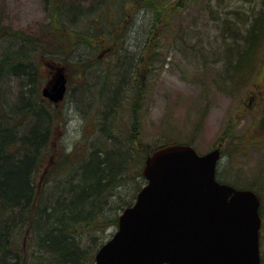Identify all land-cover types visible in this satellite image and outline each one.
Here are the masks:
<instances>
[{"label":"trees","instance_id":"1","mask_svg":"<svg viewBox=\"0 0 264 264\" xmlns=\"http://www.w3.org/2000/svg\"><path fill=\"white\" fill-rule=\"evenodd\" d=\"M163 1L166 2L95 0L90 6H82L81 1L77 0H47V7L51 5L54 10L41 30L28 35L0 29V38L10 36L18 41L12 49L0 48V88L5 71H13L15 79L29 85L26 90H21L16 100L10 101L0 94V264L92 262L95 252L104 241L91 253L85 242L88 237L86 232L101 228L104 222L109 225V221H113L118 225L117 214L110 220L105 215L107 199L116 195L122 179H139L137 191L144 185V159L160 144L150 148L139 142L135 127L128 130L124 128L120 121H114L112 115L115 112L112 111L103 113L101 134L92 142L94 148L89 150V154L86 153L87 156L80 145L72 150L68 145L63 147L58 139L59 125L52 129L56 105L42 94L44 79L40 65L41 57L45 60L49 55L53 59L62 58L64 65L71 63L77 66L81 57L74 58L68 49L81 40L90 48L107 47V51L110 49V54L117 55L119 59L123 55L122 46L126 40L123 33L115 37L114 34L119 26L124 27L129 16L127 10L137 7L139 12H149L155 26L160 23L163 28H167L172 20L166 17L171 7L166 8ZM188 1L192 0H175L172 4L182 6ZM240 20L244 24V33H240V27H237L238 34L234 37L238 42L228 44L226 52L230 60L228 66L238 73L261 44L264 7L250 22L242 18ZM81 22L86 25L79 38L71 32L73 24ZM223 24L226 28L232 27L228 20ZM113 37L118 44L115 43L112 49L107 41L113 40ZM26 44L32 48H27ZM30 50H38L39 57H29ZM160 54L163 57L161 66H164L166 54L163 51ZM64 56L69 59L72 56L71 62L64 61ZM141 56L139 53H129L122 65L119 64L122 71L125 68V75L117 74L106 91L108 109L119 104L120 96L125 93L122 89L127 84V71L131 67L134 72L137 71L139 63L144 61ZM11 97L16 98L14 94ZM51 186L55 189L51 190ZM134 198L126 200L122 210L131 205Z\"/></svg>","mask_w":264,"mask_h":264},{"label":"rangeland","instance_id":"2","mask_svg":"<svg viewBox=\"0 0 264 264\" xmlns=\"http://www.w3.org/2000/svg\"><path fill=\"white\" fill-rule=\"evenodd\" d=\"M77 1L90 6L92 0ZM174 1H163L166 8L171 7L166 17L172 20L167 28L159 23L149 33L148 28L154 18L149 12H139L136 7L127 10L129 16L124 27L119 26L115 32L114 37L123 33L128 52L140 50L143 55L144 61L139 63L135 75L131 68L127 75L132 85L138 87L140 83L145 91L140 96L142 107L136 118L132 107V88L125 90L120 99V103L122 98L125 103L122 108L118 106L112 118L120 121L127 130L134 126L139 142L150 148L167 140L188 142L201 153L209 152L216 146L222 147L224 156L218 167V178L243 187L251 186L261 195L260 250L264 264V35L241 72H235L228 66L230 60L226 56L228 44L238 42L234 37L238 34L237 27H240V33H244V24L240 23V19L250 22L263 9V0H192L182 6H173ZM46 3L47 0H0V29L34 34L47 25L54 10ZM227 20L231 29L223 24ZM5 37L0 38L2 50L12 49L18 44L15 38ZM114 37L107 41L111 48L118 44ZM122 37L119 38L120 43ZM161 51L166 54L164 66L160 63L163 58ZM110 53L107 47L97 49L94 53L97 60H94L93 54V62H113L117 57ZM77 56L78 52L74 54L75 58ZM61 59H53L49 55L45 60L41 57L43 86L52 77L49 63L60 65ZM67 67L69 92L57 105L59 110L66 112V124L58 127V139L63 147L68 145L72 150L80 145L82 152L89 154V150L94 148L92 142L102 130L103 123L100 125L96 121L104 114L97 106L95 108L87 102L85 87L79 92L80 96L84 95V100L79 98L81 104L73 100V88L80 81L79 70L71 63ZM122 73L125 75V68ZM1 81L2 96H7L8 85L14 95L17 94V79L13 71H5ZM91 92L95 97L101 94V88L95 86ZM121 131L125 133L123 129ZM138 180L133 177L121 180L116 195L111 196L106 204L108 220L115 214L119 216L125 201L134 198ZM50 189L55 188L51 186ZM109 222V225L104 222L101 228L86 232L88 237L85 242L91 253L116 230L117 224ZM87 264H95V257Z\"/></svg>","mask_w":264,"mask_h":264},{"label":"water","instance_id":"3","mask_svg":"<svg viewBox=\"0 0 264 264\" xmlns=\"http://www.w3.org/2000/svg\"><path fill=\"white\" fill-rule=\"evenodd\" d=\"M60 102L65 67L43 87ZM222 150L201 154L168 143L149 154L146 178L118 228L95 254V264H261L259 193L217 179Z\"/></svg>","mask_w":264,"mask_h":264},{"label":"bare ground","instance_id":"4","mask_svg":"<svg viewBox=\"0 0 264 264\" xmlns=\"http://www.w3.org/2000/svg\"><path fill=\"white\" fill-rule=\"evenodd\" d=\"M94 2H95V0H92L91 4ZM80 3H82L81 4L82 6L85 5L82 1ZM109 17H110V15H109ZM105 20H106V18H105ZM85 25H86V23H84V22H81L80 24L74 23L73 24V30H72L73 32H71V33H73V35H77V37L81 36L84 33L83 29H84ZM148 30H149V33H150V31L152 32L155 30L154 22L149 26ZM79 38H81V37H79ZM79 40H81V39H79ZM124 42L125 43L122 46L123 47L122 48L123 55L119 59H117V58L114 59L113 62H105V63H99V61L95 62L97 60V58H96L97 54H94V53L97 50V47L93 46L90 48V46L87 45L86 43L82 42V40L80 42H78V44L76 43L77 45L74 44V45L70 46V48L68 49L69 54L74 57V54H76V52H78L79 56H77V58L81 57L80 63L77 64L78 70H79L78 75L80 77V81L77 84V86L75 88H73V91H75V92L72 91L74 93L73 100H75L77 103H80V101H81V100H79V98L84 100V98H83L84 95L80 96L79 92L82 91V89H81L82 87H85L86 91H84V92L86 93L87 100H89V101H87L85 98V101L89 102V104L95 108L97 106L99 108L98 110H101V112H103L104 114H107V113L112 112V111L115 112V114H116V112L118 110V106L121 105V108L123 107L125 102H123V98H122L121 103L119 102V104L115 105L114 108L112 107L111 109H108L106 106L107 103H106V99H105L106 96L105 95H106V91L110 88V86L113 84L114 80L116 79L117 74L122 73L121 65L130 53V52H128L129 50H127L128 43H126V41H124ZM26 46H27V48H32V46L29 44H26ZM136 51L135 52L133 51V53L135 55L140 52V50H139V52H136ZM29 53H30L29 57H31L32 59L33 58L36 59L40 55V52L38 50L37 51L36 50H30ZM93 54H94V60H95L94 62H93ZM140 55H142V54H140ZM72 56L70 59L68 57L64 56L63 60L66 62H71ZM116 57H117V55H116ZM142 58H143V55L141 56V59ZM133 59H134V57H133ZM97 63L99 65H101L102 67H97V66H99ZM55 64L51 65V67H52L51 72L52 73L57 72L60 67H65V69H68L67 65H64V64H60V65L56 64L55 65ZM119 64H121V65H119ZM113 66H115V67H113ZM131 69H132V67H131ZM132 72H133V75H135L136 71L134 72V70H133ZM126 83L127 84L122 89V91H124L126 89H130V88L133 89L134 96H132V97L134 99H132L133 100V102H132L133 106L132 107L134 109V117L136 118L138 111H140L141 107H142V102H141L140 96L144 95L145 88H142L140 83H139L138 87L136 86V84L132 85V82L130 83V78H128V77H127ZM79 84H80V87H79ZM17 85H18L17 86L18 92L16 95H14L16 98L11 97V94H14V92L11 89L10 85H8V87L6 88L7 92H8L6 98L9 99L10 101L16 100L18 98L17 95H19L21 93V90H26L29 87L28 84L26 85L25 82L20 81V80H17ZM95 86H99L101 88V94L96 95L94 97V95L92 94L91 91H92V89H94ZM72 92H71V94H72ZM66 95L63 97L62 100H64L66 98ZM120 98H121V96H120ZM60 103H62V101H60ZM84 103H86V102H84ZM64 111H65L64 109L62 111H61V109L59 110L57 105L55 106V108H54L55 115H54V118L52 117L53 118L52 129L57 127L58 125L59 126L62 125V127H63V125L66 124L65 123L66 122L65 121L66 120L65 119L66 112H64ZM102 119L100 118L96 122H98L101 125V123H103ZM60 123H62V124H60ZM109 199H110V197L107 200H109Z\"/></svg>","mask_w":264,"mask_h":264}]
</instances>
